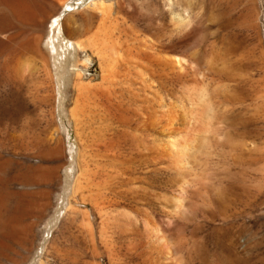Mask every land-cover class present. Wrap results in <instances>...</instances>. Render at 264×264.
Masks as SVG:
<instances>
[{
  "label": "rangeland",
  "instance_id": "1",
  "mask_svg": "<svg viewBox=\"0 0 264 264\" xmlns=\"http://www.w3.org/2000/svg\"><path fill=\"white\" fill-rule=\"evenodd\" d=\"M52 1L0 0V264H264V0H70L57 50Z\"/></svg>",
  "mask_w": 264,
  "mask_h": 264
},
{
  "label": "bare ground",
  "instance_id": "2",
  "mask_svg": "<svg viewBox=\"0 0 264 264\" xmlns=\"http://www.w3.org/2000/svg\"><path fill=\"white\" fill-rule=\"evenodd\" d=\"M30 1H32V0H30ZM47 1V0H46ZM52 0H50V2H51ZM55 1V0H54ZM58 1H60L59 3H57L56 4V8L57 9H55V12L52 14V16H53V18L51 19L52 20V22H51V29L49 30L50 31V34L49 35H51L50 37H49V39H48V44L51 46V47H53L54 48V50H57V48H56V46L54 45V42H53V38H54V31H56V32H58V33H60V31H62V27L63 26H61V22L63 23V19L68 15L67 13H69V9L70 8H72V5L69 3L70 2V0H58ZM172 2V6H171V3H169V4H167V2ZM175 1H176V4H178L180 1H178V3H177V0H174V1H172V0H165V2H166V4L167 5H169V6H171V7H174L173 5H176V4H174L175 3ZM25 2V0H5V5H6V7H7V9L13 14V15H15L17 18H19V15H21V14H23L24 13V15H22V17H24L25 16V14H28L27 12H28V7L31 5H29L28 6V4L26 3H24ZM43 2V1H42ZM49 2V3H50ZM164 2V3H165ZM3 3V2H2ZM29 3H31V2H29ZM39 3V2H38ZM48 3V2H47ZM52 3H53V1H52ZM27 6V9H26V6ZM34 5V4H33ZM92 5L94 6L93 7V9H95L94 11L95 12H97V13H99L100 15H106V17L108 16L107 14H110V12L109 11H111L110 9V7H108V5L103 1V0H100V1H97V2H94V3H92L91 4V7H92ZM180 5V7H181V4H179ZM179 5L177 6L176 5V7H178L179 8ZM168 6V7H169ZM2 7V6H1ZM47 7V6H46ZM110 8V9H109ZM74 9V8H73ZM166 9H168V8H166ZM27 10V11H26ZM51 11V10H50ZM68 11V12H67ZM169 11H171V10H169ZM175 11V10H174ZM178 11V10H177ZM180 11V10H179ZM109 12V13H108ZM190 12V11H189ZM36 13V12H35ZM170 14V13H169ZM177 14V13H176ZM180 14V13H179ZM51 15V14H50ZM103 15V16H104ZM32 16V15H31ZM43 16V15H42ZM173 16V15H172ZM175 16H178V17H176L175 18ZM175 16H173L174 17V19H173V22H174V26H176V27H182V26H184L186 23H185V21L187 22L188 20H190V19H184V17L182 16V18H180L181 16H179V15H175ZM191 16V15H190ZM102 17V16H101ZM17 18H15V19H17ZM48 18V17H47ZM46 18V19H47ZM104 18V17H103ZM185 18H187V15H186V17ZM20 19V18H19ZM24 19V18H23ZM184 19V20H183ZM44 20H45V18H44ZM63 20V21H62ZM16 21V20H15ZM23 21V20H22ZM48 21V20H47ZM191 21V20H190ZM14 22V21H13ZM18 22V21H17ZM173 22H172V24H173ZM190 23V22H189ZM171 24V23H170ZM63 25V24H62ZM190 26V25H189ZM80 28V27H79ZM183 28V27H182ZM110 32H111V30H110V27H109V29H108ZM107 30V31H108ZM179 31V30H178ZM110 32H109V34H110ZM113 32H114V30H113ZM64 33V32H63ZM103 34H105V32L103 33ZM111 35L113 36L114 35V33L112 34V32H111ZM111 35H108V37L105 35L104 36V40L103 41H101V40H94V41H91V42H89L88 40V42L85 44L86 46L85 47H88V46H90V47H92L91 49L92 50H94V54H96V58H98L97 60L99 61V67H100V72H101V74L102 75H105V74H109V75H111L112 73H111V71L115 68L114 67V65L116 64V66L119 64V62H124V61H126V60H123L124 59V57H121V55H123V54H121L120 55V52L118 51V44H117V42H116V38L114 37H112ZM66 37V36H65ZM97 37V36H96ZM99 39H101V38H99ZM116 39V40H115ZM115 40V41H114ZM68 42H69V44H70V46H71V48L73 47V48H81L80 50H82V49H85L83 46H84V43H85V41H84V43L83 42H81V40H78V39H68ZM122 45V44H121ZM83 47V48H82ZM120 47V46H119ZM89 48V47H88ZM121 49V48H120ZM123 51V50H122ZM144 51V50H143ZM48 52V51H47ZM49 53V52H48ZM132 53V52H131ZM136 54V53H135ZM52 55H54V54H52ZM57 56H58V54H56ZM49 56H50V53H49ZM128 59H129V57H127ZM55 59V58H54ZM132 59H134V58H132ZM131 59V60H132ZM89 59H87V61H88ZM130 60V61H131ZM141 60V59H140ZM55 61V60H54ZM53 61V62H54ZM129 60H127V62H130ZM55 63V62H54ZM131 64H133L132 62H130ZM129 63V64H130ZM127 64V63H126ZM128 64V65H129ZM119 65H122V64H119ZM118 65V66H119ZM127 65V66H128ZM56 66V65H55ZM131 66V65H130ZM134 66H135V64H134ZM124 67V66H123ZM137 67V66H136ZM135 67V68H136ZM113 68V69H112ZM117 68H119V67H116V69L115 70H119V69H117ZM125 68V67H124ZM115 70H113V71H115ZM131 70V69H130ZM140 71H141V69H139ZM117 72V71H116ZM124 72V71H123ZM118 73V72H117ZM113 74H115V72L113 73ZM120 74H121V72H120ZM125 74V73H124ZM127 74H128V72H127ZM143 74V73H142ZM59 76V75H58ZM105 76H107V75H105ZM115 77H117V75H114ZM129 75H127V77H128ZM108 77V76H107ZM126 77V76H125ZM109 78H111L110 76H109ZM114 78V77H113ZM124 78V77H123ZM130 79V78H129ZM75 82H77L76 83V86H77V90H79L80 91V93L81 92H84V93H86L88 90H86L88 87V82H85L81 77H80V73H76V77H75ZM73 80V81H74ZM130 81V80H129ZM125 83V82H124ZM58 85V84H57ZM75 86V85H74ZM89 89V88H88ZM86 91V92H85ZM59 94V93H58ZM204 94H205V92H204ZM206 96H207V94H206ZM205 98V97H204ZM211 98V97H210ZM61 100V99H60ZM205 106V105H204ZM208 107V106H207ZM214 111V110H213ZM79 112L77 113V111H72V112H70L69 113V115H70V118H72L73 119V121H75L74 123L77 125V123L79 122L77 119H78V117H79ZM167 115V114H166ZM152 116V115H151ZM208 119H210V117L208 118ZM80 120V119H79ZM204 120V119H203ZM156 121V120H155ZM161 121V120H160ZM80 123V122H79ZM203 123V122H202ZM171 126V125H170ZM171 128V127H170ZM173 130V129H172ZM165 133V132H164ZM207 136V135H206ZM207 138V137H206ZM208 139H209V137H208ZM211 139V138H210ZM257 154V153H256ZM69 169H71V166L69 167ZM188 174V173H187ZM72 176H71V174L66 170V174H65V179H64V187H63V189H62V193H63V195L65 196V198L63 199L64 201H63V204L61 205V208H60V210L56 213V215L57 216H55V217H52L50 220H48V222H47V224L48 225H51L50 226V228H52V221H55V224H56V222L58 221V219L62 216V215H66V213L67 212H70V210L71 211H73L74 213H76L75 211H77V209L79 208L78 207V203L77 202H72V200H70L69 199V197H71L72 196V193H74L75 191L77 192V190L79 189V188H77L78 187V185L76 184L78 181H77V176L76 177H74L73 178V181L71 182L70 181V178H71ZM186 177V176H185ZM194 177V176H193ZM21 178H23V177H21ZM185 179V178H184ZM195 179V178H194ZM49 182H50V179L49 178H37V179H35V180H33V181H30V183H29V185H30V189L33 187L34 189H33V194L34 195H37L38 197H40V198H44L45 196H47L48 195V192H47V190H48V186H49ZM27 184V183H26ZM75 185H77L76 187H75ZM32 186V187H31ZM28 187V186H27ZM77 188V189H76ZM75 192V193H76ZM74 193V194H75ZM78 193V192H77ZM76 195H74L73 197H75ZM72 198V197H71ZM76 198V197H75ZM74 198V199H75ZM67 199V200H66ZM82 199H83V197H82ZM82 199H81V202H82ZM77 201V200H76ZM2 202V201H1ZM85 202V201H84ZM83 203V202H82ZM2 205V204H1ZM182 207V206H181ZM0 208H2V207H0ZM2 210V209H1ZM61 211H63V213L62 214H60V212ZM78 212V211H77ZM80 212H83L84 213V211H80ZM7 213V212H6ZM82 213V214H83ZM87 213V212H86ZM98 213V212H97ZM90 214V213H89ZM84 215V218H85V213L83 214ZM90 216V215H89ZM86 217H88V215L86 216ZM88 219H89V217H88ZM83 222H84V228H85V230H87V232L88 231H92V229H91V226H90V222L88 221V220H83ZM83 222H82V224H83ZM103 227V226H102ZM92 233V232H91ZM101 233H103V232H101ZM101 233H99L100 235H102ZM90 234V233H89ZM39 264V263H38Z\"/></svg>",
  "mask_w": 264,
  "mask_h": 264
}]
</instances>
